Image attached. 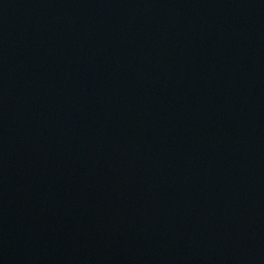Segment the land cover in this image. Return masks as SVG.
Masks as SVG:
<instances>
[{
	"label": "water",
	"instance_id": "obj_1",
	"mask_svg": "<svg viewBox=\"0 0 264 264\" xmlns=\"http://www.w3.org/2000/svg\"><path fill=\"white\" fill-rule=\"evenodd\" d=\"M0 264H264V0H0Z\"/></svg>",
	"mask_w": 264,
	"mask_h": 264
}]
</instances>
